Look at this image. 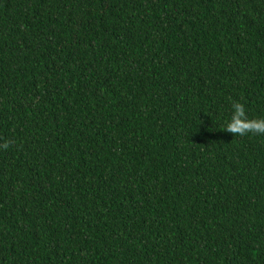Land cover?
I'll return each instance as SVG.
<instances>
[{"label": "trees", "instance_id": "obj_1", "mask_svg": "<svg viewBox=\"0 0 264 264\" xmlns=\"http://www.w3.org/2000/svg\"><path fill=\"white\" fill-rule=\"evenodd\" d=\"M233 102L264 119V0H0V264H264Z\"/></svg>", "mask_w": 264, "mask_h": 264}, {"label": "clouds", "instance_id": "obj_2", "mask_svg": "<svg viewBox=\"0 0 264 264\" xmlns=\"http://www.w3.org/2000/svg\"><path fill=\"white\" fill-rule=\"evenodd\" d=\"M232 134L244 135L247 132L264 134V119L250 120L246 115L245 106L239 102H233L232 115L226 129ZM4 147H8L7 144Z\"/></svg>", "mask_w": 264, "mask_h": 264}]
</instances>
